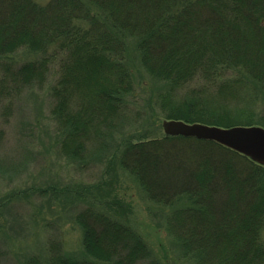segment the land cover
I'll return each instance as SVG.
<instances>
[{
	"label": "trees",
	"instance_id": "obj_1",
	"mask_svg": "<svg viewBox=\"0 0 264 264\" xmlns=\"http://www.w3.org/2000/svg\"><path fill=\"white\" fill-rule=\"evenodd\" d=\"M164 83L165 120L264 128V0H0V108L50 83L60 151L82 165L110 154L194 264H264V159L214 140L165 134L116 141L135 91L124 38ZM22 49L37 53L19 63ZM103 157V156H102ZM82 255L51 237L23 264H162L130 222L77 210ZM0 250V264L4 263Z\"/></svg>",
	"mask_w": 264,
	"mask_h": 264
},
{
	"label": "rangeland",
	"instance_id": "obj_2",
	"mask_svg": "<svg viewBox=\"0 0 264 264\" xmlns=\"http://www.w3.org/2000/svg\"><path fill=\"white\" fill-rule=\"evenodd\" d=\"M46 3L49 0H37ZM127 64L136 89L129 96L132 119L116 141L128 137L165 135L157 94L164 83L147 73L137 40L124 38ZM22 49L9 59L22 63L37 57ZM50 83L25 88L10 110L0 108V250L3 264H23L32 254L46 252L49 238L60 237L69 254L82 255V230L77 210L94 205L130 222L162 264H194L166 227L169 208L150 201L140 184L110 154L82 165L61 153V134L51 115ZM264 102V100H263ZM103 156V157H102ZM262 238L264 240V229Z\"/></svg>",
	"mask_w": 264,
	"mask_h": 264
},
{
	"label": "water",
	"instance_id": "obj_3",
	"mask_svg": "<svg viewBox=\"0 0 264 264\" xmlns=\"http://www.w3.org/2000/svg\"><path fill=\"white\" fill-rule=\"evenodd\" d=\"M165 134L195 136L214 140L235 151L249 153L264 159V128L259 126H234L222 128L202 123L189 124L181 120H165Z\"/></svg>",
	"mask_w": 264,
	"mask_h": 264
}]
</instances>
